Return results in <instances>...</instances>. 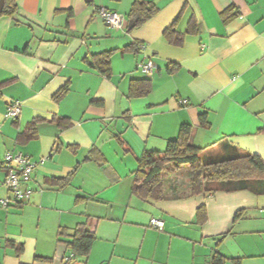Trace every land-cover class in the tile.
<instances>
[{"label": "crops", "instance_id": "crops-1", "mask_svg": "<svg viewBox=\"0 0 264 264\" xmlns=\"http://www.w3.org/2000/svg\"><path fill=\"white\" fill-rule=\"evenodd\" d=\"M134 1L14 0L17 14L0 16V199L11 202L0 207V264H61L69 252L60 230L85 222L96 236L87 264H212L217 254L224 264H264V195L179 196L186 174L166 179L162 201L132 192L137 159L163 152L183 124L208 154L224 140L264 162V0H144L159 10L131 32L97 16L105 8L128 25ZM228 8L238 15L224 24ZM174 22L179 46L163 35ZM192 24L199 31L188 34ZM130 45L135 52L123 51ZM108 51L104 77L88 61ZM147 60L156 67L150 76L138 69ZM140 79L150 92L129 98L130 82ZM14 101L21 113L5 119ZM203 113L207 128L199 125ZM31 122L35 137L18 139ZM8 152L42 161L23 205L3 186ZM66 177L65 187L52 183ZM200 207L206 220L197 225Z\"/></svg>", "mask_w": 264, "mask_h": 264}, {"label": "trees", "instance_id": "trees-1", "mask_svg": "<svg viewBox=\"0 0 264 264\" xmlns=\"http://www.w3.org/2000/svg\"><path fill=\"white\" fill-rule=\"evenodd\" d=\"M4 7L1 16L14 17L18 10L14 0H3ZM158 7L153 2L135 0L127 15L128 22L133 27L128 32L142 26L157 12ZM238 15L233 8H228L221 13L224 24L228 23ZM175 22L165 29L163 35L170 45L179 46L183 34L174 30ZM199 27L192 24L187 33H197ZM136 51L132 45L123 51ZM113 51L96 54L92 57L89 65L96 69L104 77H110V57ZM151 89L148 79L133 80L130 82L129 98L145 97ZM68 88L63 87L55 98H61ZM60 123L63 121L59 120ZM59 123V124H60ZM35 122L27 125L26 129L19 135L20 140H29L35 137ZM199 125L207 128L206 114L199 115ZM192 127L189 124L180 126L175 139L170 140L163 152L145 151L137 159L135 171V185L132 189L133 195L141 199L162 201L167 197L166 183L170 175L175 174L179 178V171H187L185 190L178 191L179 196L188 192L191 195L203 193L212 195L216 192L232 193L248 191L254 195H264V162L260 156L251 154L241 148L220 140L212 145L218 144L217 153L205 152L208 147L200 148L191 144ZM69 177L54 178L52 183L59 188L68 184ZM241 218V213L235 215L234 220ZM206 220L205 208L200 207L196 212V224L202 225ZM59 241L69 252L61 264H87L91 249L96 241L95 234L89 230L87 222L78 224L72 230L62 229L59 232ZM10 245H14L11 243ZM22 246H19V251ZM35 261L50 262V258L35 257ZM225 259L216 255L212 264H224Z\"/></svg>", "mask_w": 264, "mask_h": 264}, {"label": "built area", "instance_id": "built-area-1", "mask_svg": "<svg viewBox=\"0 0 264 264\" xmlns=\"http://www.w3.org/2000/svg\"><path fill=\"white\" fill-rule=\"evenodd\" d=\"M97 16L102 20L107 27L113 30H125L127 23L125 16L122 14L110 12L105 8L96 10ZM138 69L141 73L150 76L156 69L152 60H147L139 64ZM185 104L186 101H182ZM21 103L18 101L11 102L8 106L4 117L8 120H16L21 113ZM41 162L37 163L32 161L27 155L21 152H8L3 159V165L6 168V177L3 181V186L12 195V203L23 205L28 203L33 194L30 187L32 181V174ZM11 202L7 199H0V207L8 208ZM152 227L161 231L163 223L157 219L150 221Z\"/></svg>", "mask_w": 264, "mask_h": 264}, {"label": "water", "instance_id": "water-1", "mask_svg": "<svg viewBox=\"0 0 264 264\" xmlns=\"http://www.w3.org/2000/svg\"><path fill=\"white\" fill-rule=\"evenodd\" d=\"M3 7H4V1L3 0H0V16H1V13H2V10H3ZM127 27L129 29H131L133 27V24H132L131 21L128 22Z\"/></svg>", "mask_w": 264, "mask_h": 264}, {"label": "rangeland", "instance_id": "rangeland-1", "mask_svg": "<svg viewBox=\"0 0 264 264\" xmlns=\"http://www.w3.org/2000/svg\"><path fill=\"white\" fill-rule=\"evenodd\" d=\"M178 174H179V179L182 181L183 177H184V174H187V171L182 170V171H179Z\"/></svg>", "mask_w": 264, "mask_h": 264}]
</instances>
